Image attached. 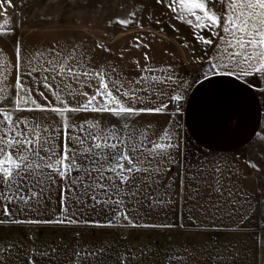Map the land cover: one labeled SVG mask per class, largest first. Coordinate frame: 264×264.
I'll return each mask as SVG.
<instances>
[{"label":"snow or ice","instance_id":"1","mask_svg":"<svg viewBox=\"0 0 264 264\" xmlns=\"http://www.w3.org/2000/svg\"><path fill=\"white\" fill-rule=\"evenodd\" d=\"M4 2L0 0V11ZM7 3L15 7L11 0ZM155 3L191 26L198 42L215 49V55L209 58L208 71L193 77L191 82L174 76L172 66L150 67L148 52L143 54V66L139 60H133L138 75L128 80L122 79L120 70L107 62L93 66L94 56L81 54L80 45L69 50L53 45L26 53L17 41L14 62L5 61L0 54V227L6 222L79 224L73 207L81 212L107 209L111 213L107 226L123 220L136 227L132 213L140 205L147 203L155 209L172 202L170 198H161L159 188L161 177L171 173L173 167L181 191L188 192L186 199H199L202 209L214 210L215 214L231 210L238 203L232 179L238 162L224 158L209 160L203 149H199L203 159L190 161L184 155L186 149L182 150L181 129L175 127L172 118L183 115L189 89L194 94L218 77L264 96V0H155ZM128 17H117L109 23L128 26L135 22L143 27L134 19L136 12H129ZM8 26L5 19L0 24V35L8 34L5 32ZM205 31L210 35L199 34ZM142 41L143 37H136L133 46L150 48ZM95 47L112 54L106 45L96 43ZM123 55L120 54L121 59ZM10 71L15 72L14 84L8 81ZM157 71L162 75L153 74ZM164 85L170 90L166 92ZM37 86H42L43 91H38ZM86 112L107 115L85 118L79 123L80 118L72 115ZM144 116H167L169 120L153 131L151 121L139 123ZM253 135H264V129L254 130ZM260 144L264 150V142ZM245 167L264 171L251 159ZM53 190L59 193V218H17L18 213L33 210L39 213L42 202L51 203ZM83 224L104 226L98 220L88 219ZM76 236L79 238L80 233ZM5 239L0 237V264H12L10 253L16 245L5 244ZM27 247L23 245L24 249ZM73 247L71 264L77 260L80 264H107L102 256L104 246ZM52 253L59 255V250L53 249ZM164 255L167 264H183L175 254ZM24 259L26 264H36L34 253ZM120 264L125 261L122 259Z\"/></svg>","mask_w":264,"mask_h":264},{"label":"crops","instance_id":"2","mask_svg":"<svg viewBox=\"0 0 264 264\" xmlns=\"http://www.w3.org/2000/svg\"><path fill=\"white\" fill-rule=\"evenodd\" d=\"M11 0V5L14 6ZM0 11V24L10 20L14 7H10L5 0ZM143 37V43L149 44L148 49H137L133 45L136 37ZM25 52L38 48L49 49L53 45L58 49L69 50L74 45H80L79 51L86 56H94L96 66L107 62L120 70L122 79H135L138 75L137 66L133 60H139L141 66L144 52L150 56L149 66L162 68L172 66L173 75L187 82L202 72L208 71L209 58L215 55V49L207 46L201 56L187 53L175 40L167 38L153 30H144L140 34L130 37H117L109 42L98 40L89 30L72 23H53L42 26L30 32L21 42ZM96 43L106 45L112 54L103 53L95 47ZM15 44L7 34L0 35V54L5 61L15 60ZM123 53V58L120 54ZM155 75H162L157 71ZM145 75H149L145 73ZM15 72L10 71L8 81L14 84ZM27 80V78H25ZM31 84V81H28ZM264 86V85H262ZM43 91L42 86H37ZM169 91L167 85L163 86ZM195 86L193 85V88ZM91 92V89H85ZM178 90V89H177ZM11 91V89H9ZM35 95V93H34ZM151 98V97H150ZM49 99H52L49 96ZM167 103V100H165ZM264 113V96L258 92H249L247 88L230 81L227 78H216L210 84L200 88L192 94L184 105V113L172 118L175 127L181 129V144L184 155L195 162L203 159L216 160L224 158L237 161L233 169L235 189L238 193V203L231 210L225 209L220 213L214 210L202 209L201 201L187 200L188 192L181 191L177 170L173 167L171 173L161 177L159 193L164 200L171 199V203L158 206L155 209L147 203L140 205L132 215L136 227L123 220L107 226L111 213L97 208L77 211L79 224H23L13 225L5 223L0 227V237H4L5 244L16 245L10 253L12 264H26L25 257L30 253L36 256V264H71L75 251L74 245L87 247L104 246L102 256L107 264H167L164 254H175L183 264H259L261 257L260 243L255 232L245 225L258 201V184L252 171L245 167L247 164L246 147L252 139L253 131L257 132ZM27 115V114H25ZM39 115V114H37ZM82 122L85 118H99L98 113H73ZM109 120L113 119L108 117ZM169 120L167 116H144L139 119L141 125L152 122L153 131ZM257 121L259 125L257 126ZM238 125V126H237ZM171 127L172 125H168ZM194 153L195 156L191 154ZM59 193L53 190L51 203H41L39 213L33 210L17 214L18 219L52 220L59 218ZM100 221L102 227H91L83 224L84 220ZM176 224L175 228L163 225ZM156 225L157 227H151ZM179 225H182L180 227ZM80 233L77 238L76 233ZM87 242V244H85ZM23 245H28L27 249ZM59 250V255L52 253ZM42 253L44 254L42 256ZM187 253V255H184ZM76 264H80L77 260Z\"/></svg>","mask_w":264,"mask_h":264},{"label":"rangeland","instance_id":"3","mask_svg":"<svg viewBox=\"0 0 264 264\" xmlns=\"http://www.w3.org/2000/svg\"><path fill=\"white\" fill-rule=\"evenodd\" d=\"M13 15L5 29L15 42H21L30 32L53 23L77 24L106 43L117 37H134L144 30H153L177 41L189 54L201 56L207 45L194 37L193 28L186 22L173 18V13L155 0H15ZM136 12V21L128 26L109 23L119 18H129V12ZM159 21L160 23H157ZM173 26H175L173 28ZM206 37L208 32H201ZM7 107L8 105H3ZM264 129V113L257 130ZM260 142L264 135H254L246 147L247 162L251 159L264 169V150ZM258 184V201L245 222L258 236L261 249L260 263L264 264V171L252 170ZM259 209V215H256Z\"/></svg>","mask_w":264,"mask_h":264}]
</instances>
